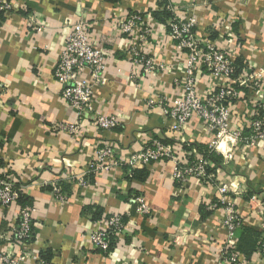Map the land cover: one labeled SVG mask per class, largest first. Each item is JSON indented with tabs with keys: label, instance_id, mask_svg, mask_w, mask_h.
Masks as SVG:
<instances>
[{
	"label": "crops",
	"instance_id": "0c3cea01",
	"mask_svg": "<svg viewBox=\"0 0 264 264\" xmlns=\"http://www.w3.org/2000/svg\"><path fill=\"white\" fill-rule=\"evenodd\" d=\"M20 1L25 8L0 19V181L16 182L23 206L39 210L21 264H220L217 250L227 230L220 223L222 208L209 209L217 202L220 183L230 189L243 221L234 240L239 254L245 264H264V141L246 144L229 137L216 144L200 118L175 132L171 107L184 94L179 81L186 50L156 26L144 50L157 70L146 74L142 64L128 58L127 38L114 30L118 20L156 12L161 0ZM170 1L194 16L193 32L199 38L234 60L237 70L229 81L207 68L198 72L197 90L202 98L227 86L238 92L232 119L243 139L251 137V123L264 103V0ZM82 19L110 57L103 83L95 88V108L119 117L122 127L105 132L87 124L70 137L53 129L76 120L54 71L70 26ZM133 75L140 82L133 84ZM150 140L173 145L183 161L212 154L205 160L213 165L209 172L214 178L181 184L172 178L169 162L134 169L132 175L129 167L113 168L96 179L89 173L103 145H113L118 158L127 160ZM86 178L92 184L79 190L77 182ZM56 185L66 194L64 202L53 192ZM137 198L151 207V216L138 215ZM20 205L0 207V250L18 251L5 238L17 224ZM117 212L126 214L130 229L105 256L92 248L90 237L102 215Z\"/></svg>",
	"mask_w": 264,
	"mask_h": 264
},
{
	"label": "built area",
	"instance_id": "2783aa9c",
	"mask_svg": "<svg viewBox=\"0 0 264 264\" xmlns=\"http://www.w3.org/2000/svg\"><path fill=\"white\" fill-rule=\"evenodd\" d=\"M156 12L167 10L171 17L163 23L149 13H137L115 22V32L123 35L128 40L125 52L130 60L137 65H143L146 74L157 70L153 59L148 58L145 47L151 44L156 26L174 41L180 50H186L187 60L184 75L179 83L184 89L183 97L171 107V117L174 122L173 130L182 132L185 126L193 119L200 118L206 129L214 135L216 144L229 137L244 140L246 144H253L256 140L264 141V103L259 107L256 117L251 123L253 135L243 139L241 129L232 119L231 103L239 93L230 86L223 87L220 91L202 98L198 94V81L196 75L203 68L219 78L229 81L236 70L234 60L223 50L217 49L205 39L199 38L193 31L196 21L192 14H186L180 4L170 0H161ZM193 5L188 6L192 8ZM25 8L20 0H0V14H10ZM157 27V28H158ZM158 34L155 39H161ZM145 51V52H144ZM109 54L95 41L90 33L87 20H76L65 36L64 48L60 52L54 71L57 81L62 84L61 97L67 104L76 110V120L70 124H60L53 129L67 136H78L84 131L87 124H93L105 132H113L122 127V121L114 115H104L95 108L97 99L95 88L103 83L104 72L108 66ZM141 77L133 75L130 81L133 84L140 82ZM155 162H169L173 166L171 176L181 184L190 181L207 183L214 178L209 172L213 165L201 156H195L189 161L181 160L171 144H162L157 140H150L140 153L125 160L118 158L115 147L105 144L96 149L89 164V173L95 179L102 173L113 168L129 167L132 170L145 169ZM12 180L0 181V207L11 208L17 204L21 189L16 187ZM91 179H80L76 186L79 190L88 188ZM60 202H64L66 194L60 185L53 189ZM231 191L226 184H219L214 202L210 210L222 208L220 223L227 230L224 243L218 248L217 256L220 264H245V258L239 254L234 240L238 231L243 228V221L238 213L236 203L231 199ZM137 213L139 216L152 215L151 207L142 199H136ZM250 206L253 207L250 202ZM36 207H20L16 226L11 230L8 241H14L18 251L0 250V264H21L28 256L27 243L33 237V226L38 215ZM124 213H107L102 219L95 222V229L90 237L94 250L108 251L113 241L118 243L124 239L129 231V223L124 218ZM262 242L264 244V223L261 225ZM115 237V240L113 239ZM264 250V247H263Z\"/></svg>",
	"mask_w": 264,
	"mask_h": 264
},
{
	"label": "trees",
	"instance_id": "16d2710c",
	"mask_svg": "<svg viewBox=\"0 0 264 264\" xmlns=\"http://www.w3.org/2000/svg\"><path fill=\"white\" fill-rule=\"evenodd\" d=\"M165 6L164 4H161V6ZM153 14L155 15V17L156 18H158L162 23L166 20V19H168V18H170L171 17V14L167 11V10H164L163 12H153ZM4 16V14L3 13H1L0 14V19L2 18ZM236 70H237V68H236ZM236 70H235V72H236ZM235 72L232 74V76L235 74ZM202 157H203V159H210L211 160V158H212V154H210V156H208V154H202ZM16 187L18 188V189H20L19 188V186L16 184ZM24 201H25V199H24V195H23V193L21 192V194H20V198L18 199V204L20 205V204H22V205H20V206H22V207H31V206H23L24 205ZM135 208H136V210H137V204L134 206ZM104 215H102L97 221H99L100 219H102V217H103ZM124 218L126 219V214L124 215ZM96 221V222H97ZM113 239L115 240V237L113 236ZM118 245V241L117 240H115V241H113V243H112V246L110 247V249L108 250V251H106V252H104V251H102V250H100V252L101 253H103V255H105V256H108V255H110L111 253H112V251L114 250V248H115V246H117ZM238 250V249H237Z\"/></svg>",
	"mask_w": 264,
	"mask_h": 264
},
{
	"label": "bare ground",
	"instance_id": "6f19581e",
	"mask_svg": "<svg viewBox=\"0 0 264 264\" xmlns=\"http://www.w3.org/2000/svg\"><path fill=\"white\" fill-rule=\"evenodd\" d=\"M221 145V144H220ZM223 146V145H222ZM225 148V147H224Z\"/></svg>",
	"mask_w": 264,
	"mask_h": 264
}]
</instances>
